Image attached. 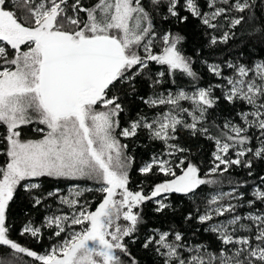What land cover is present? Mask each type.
Here are the masks:
<instances>
[{
	"label": "snow or ice",
	"instance_id": "1",
	"mask_svg": "<svg viewBox=\"0 0 264 264\" xmlns=\"http://www.w3.org/2000/svg\"><path fill=\"white\" fill-rule=\"evenodd\" d=\"M190 19L209 49L242 29L246 47L264 50V0H0V264H23L21 256L29 264H139L129 246L146 223L144 206L174 212L173 195L196 206L183 217L195 227L188 239L179 228L149 229L140 247L156 264H264V174L253 171L264 162V58L201 59L212 78L202 86L195 57L182 51L186 37L162 28ZM138 79L147 95H138ZM133 97L143 108L122 127ZM30 125L39 138H24ZM141 132L162 148L137 171L164 179L133 191L135 158L122 140ZM181 133L212 145L207 172L178 142ZM234 168L246 169L252 184L225 177ZM46 181L95 187L73 183L63 195L59 186L45 191ZM225 181L231 189L201 210L200 190ZM20 190L34 209L59 206L40 226L28 220L19 230L37 243L48 231L55 243L42 254L11 238L7 212ZM93 191L94 209L81 199Z\"/></svg>",
	"mask_w": 264,
	"mask_h": 264
},
{
	"label": "trees",
	"instance_id": "2",
	"mask_svg": "<svg viewBox=\"0 0 264 264\" xmlns=\"http://www.w3.org/2000/svg\"><path fill=\"white\" fill-rule=\"evenodd\" d=\"M257 11H259L257 9ZM159 25V21H157ZM247 25H245V28ZM163 29L171 28L172 31H179L185 37L186 40L182 44V51L189 56H194L196 59V64L194 65L195 69L201 73L203 79L201 81V85H207L209 80L212 79L207 74L206 69L200 63L201 59H207L209 61H222L225 58H230L232 60L242 59L245 63H251L253 61H259L261 58H264V50L259 48L252 47L251 45L245 46L247 41H241L240 36L243 35L242 29H237V38L235 40L229 41L227 45H219L214 49H209L207 47V40L209 37L202 34V30L198 27L197 22L194 20L189 21L187 25H173V24H164L162 25ZM219 35V33H216ZM199 50L200 56H196V52ZM159 51V48L156 49ZM243 52V56H239L238 54ZM153 74L158 69V66L153 65ZM166 79H168L166 77ZM176 83L180 87L188 88V82L186 79L181 78L179 75L175 77ZM168 84L164 85L165 88H168ZM137 88L139 89L138 95H147L150 89L147 86V82L143 80H137ZM219 94V93H217ZM125 104L128 107L129 111L122 114L120 117L121 126H126L130 119L135 118L136 113L143 108V105L140 104L139 100L134 97L131 99L125 98ZM220 110L224 112L225 115L228 114L229 108L227 105L221 103ZM35 125H30L24 129L23 136L24 138L32 137L36 138L37 134L32 131V128ZM182 146L188 147L191 149V159L201 168L202 174L207 172V170L211 167V151L212 145L202 139H191L187 135L181 133L180 139L178 141ZM122 143H127L128 154L134 156L135 163L133 168L129 172L130 183L129 188L133 191L139 190V187H144L145 191H147L152 183L159 182L164 179L162 176H149L143 177L141 176L137 169L143 165L145 161L149 159V157L155 153L159 152L162 146L158 143L149 142L145 133L141 132L136 138L132 140H122ZM2 147V146H0ZM3 157H0V162L3 161ZM253 171L257 174H264V162H258L255 164ZM246 169H232L231 173H225V177L236 179V180H248L249 184H252V180L246 176ZM212 178V177H210ZM76 183L80 187H95L91 182H69V181H46L45 182V191L51 190L54 187H61L62 194L67 195L70 191V186ZM232 185H229L226 181L223 185L219 186H205L202 190H200V195L196 197L197 202L200 204L201 210L205 207L206 198H210L212 194L217 191L227 192L231 189ZM245 192L248 189H244ZM82 201H91L92 208L94 209L95 204L99 202V194L96 192H87L85 196L81 198ZM169 202L172 204L175 211L173 212L171 209L167 211L166 215H156L152 209L154 208V204L149 202L144 206V223L138 232L139 240L136 244L130 245V251L133 256L137 258L139 264H156L157 258L151 253L146 252L144 249L140 247V241H143L145 237L148 235L149 229H168V228H179V230L185 232L186 239L191 238L192 232L194 230L195 225L189 227L187 223H185L183 217L190 211L195 209V205L191 200L173 195L170 197ZM51 205V208L41 207V208H32L28 199L22 190L18 191L14 201L10 204L9 210L7 212V223L11 226V238L19 242L22 246L28 247L38 253H43L47 248H49L52 244L55 243L54 239H49L48 231H44V235L42 240L37 243L30 236H20L19 230L22 225L28 221L32 220L35 226H40L41 221L45 215H51L54 212H57L58 205H56L55 201L47 202ZM259 207V205H257ZM241 212L248 211V209L243 208L240 209ZM27 213V215H26ZM58 214V212H57ZM199 240H210L213 241V247L216 246L214 240L210 236L200 235L198 236ZM23 260V264H29L30 258L21 256Z\"/></svg>",
	"mask_w": 264,
	"mask_h": 264
},
{
	"label": "rangeland",
	"instance_id": "3",
	"mask_svg": "<svg viewBox=\"0 0 264 264\" xmlns=\"http://www.w3.org/2000/svg\"><path fill=\"white\" fill-rule=\"evenodd\" d=\"M37 134V133H36ZM29 138H32V137H28V138H25V139H29ZM36 138H39V135L37 134Z\"/></svg>",
	"mask_w": 264,
	"mask_h": 264
}]
</instances>
